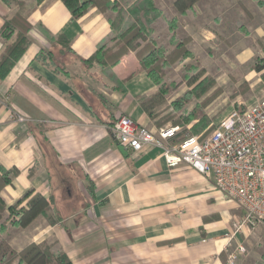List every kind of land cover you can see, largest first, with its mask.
<instances>
[{
  "label": "crops",
  "instance_id": "0c3cea01",
  "mask_svg": "<svg viewBox=\"0 0 264 264\" xmlns=\"http://www.w3.org/2000/svg\"><path fill=\"white\" fill-rule=\"evenodd\" d=\"M153 2L161 11L151 25L160 45L173 32L190 37L191 50L207 60L224 53L221 65L250 66L262 56L264 0H200L184 14L174 0ZM18 11L0 0V56L16 35L3 38V26ZM28 22L29 46L0 79V171H17L1 198L10 207L40 194L52 222L41 214L27 228L8 223L0 239L17 251L56 243L73 264H227L239 245L248 253L241 264L257 263L264 224L246 223L212 173L171 167L154 146L128 156L119 150L111 127L120 117L156 134L161 128L141 106L157 87L139 69L138 51L106 72L87 62L114 44L107 16L92 8L74 19L62 0H44Z\"/></svg>",
  "mask_w": 264,
  "mask_h": 264
},
{
  "label": "trees",
  "instance_id": "16d2710c",
  "mask_svg": "<svg viewBox=\"0 0 264 264\" xmlns=\"http://www.w3.org/2000/svg\"><path fill=\"white\" fill-rule=\"evenodd\" d=\"M43 1L44 0H32L28 3L27 0H6L8 4L17 6L19 11L13 18L7 20L3 26V38L9 40L14 33H16V35L14 41L7 45L6 50L0 56V79L9 74L15 63L28 48L29 40L27 39V34L31 30L28 17ZM62 1L70 10L74 19H80L92 8H97L105 16H107L108 9L118 12L116 17L107 16L114 32L111 38L114 44L112 46H101L87 62L98 64L102 71L106 72L108 69L116 66L129 52L138 51L137 55L140 59L139 69L145 72L151 81L158 86V91L155 94L141 100L142 108L152 119L158 118L162 114L161 112L164 108V111H169L163 119H160L156 123L159 127L164 126L168 122L174 127L192 124L190 129L185 128V130H188L189 134H192V132H195V134L201 133L198 135L201 137L207 136L209 131L213 130L214 125L211 121H208L203 110L218 97V88H215V90L209 94L213 87L210 80L203 81L196 85L191 91L186 92L183 96L171 103L167 101V96L172 91L171 86H173V83L168 84L166 82L167 74L165 68L167 66H173L179 60L189 56L186 47V45L191 42L189 37L173 39L174 45L173 49L170 51H167L163 47L156 49L151 45L150 48H148L149 45H145L144 50H141L138 42L144 41L146 42L145 44H147L148 36L153 33V29L149 28V21L141 18L140 11L137 10L138 8L130 12L126 11L125 14H120L122 8H125L128 0ZM199 1L200 0H174V6L180 14H184L188 10H191ZM141 5L145 8L144 16H155L154 20L156 17L159 18L161 11L154 5L152 0H142ZM128 14L130 16V18H128V21H130L128 28L124 30L122 28L120 32L116 33V31L120 29L117 23L120 24L123 18H126ZM172 23L174 22H170V24ZM67 48L69 49V43H67ZM261 49L262 56L254 58L252 69L260 73L264 78V38L261 42ZM190 84L193 85L195 83L190 82ZM196 100H200L199 106L201 107L198 108L199 106L196 105L194 109L186 114L185 106L189 103H195ZM198 119L199 121L195 122ZM191 121L192 123H190ZM183 134L182 131L177 133L173 142L175 143L177 140L182 141L187 136H193ZM16 174L17 171L14 170L9 171L1 169L0 171V233L5 231L8 223L16 227L27 228L33 220L41 214L46 215L48 221L52 222L49 216L48 202L40 194L29 192L13 206L8 207L5 204L1 198V193L6 186L13 182ZM25 201L26 206H23ZM55 246L56 243H31L22 250L17 251L6 239H0V264H73L67 254L62 249H55Z\"/></svg>",
  "mask_w": 264,
  "mask_h": 264
},
{
  "label": "built area",
  "instance_id": "2783aa9c",
  "mask_svg": "<svg viewBox=\"0 0 264 264\" xmlns=\"http://www.w3.org/2000/svg\"><path fill=\"white\" fill-rule=\"evenodd\" d=\"M18 120L25 122L23 117ZM179 132L180 127H170L156 134L128 116L111 127L113 138L134 154L154 146L162 149L171 167L185 164L201 174L212 173L216 189L236 202L246 223L264 224V99L251 107L234 108L205 137L187 136L174 143ZM246 252L239 245L227 264H240Z\"/></svg>",
  "mask_w": 264,
  "mask_h": 264
},
{
  "label": "rangeland",
  "instance_id": "374dc122",
  "mask_svg": "<svg viewBox=\"0 0 264 264\" xmlns=\"http://www.w3.org/2000/svg\"><path fill=\"white\" fill-rule=\"evenodd\" d=\"M153 1V0H152ZM142 0H128L126 3L125 8H122V11L120 14H125L126 11L130 12L134 10L135 8L140 11V16L143 20L149 21V28L152 29L151 25L155 26L156 21H158V17L155 18V16L149 15L147 18H144V13H145V8L141 5ZM155 5V3H154ZM124 9V11H123ZM174 9L177 10L174 6ZM117 11L113 10H107V16L109 17H116ZM161 16V14H160ZM159 16V17H160ZM130 18L129 14L126 16V18H123V21L120 22V24L117 23V26L120 28L118 29L120 32L123 28L127 29L130 21H128ZM175 24V23H174ZM121 26V27H120ZM174 27L176 26L173 25ZM173 30V29H172ZM173 32H171V36L165 37L164 40L161 42L164 43V45H160L158 42L153 37V33L149 34L148 36V43L145 44L146 42L144 41H139L138 43L140 44V49L144 50V46H148L150 48V45L156 49H160L161 47L165 48L167 51H170L173 49L174 41L173 39H182V38H177L176 35H172ZM174 34V33H173ZM187 38V37H183ZM190 38V37H189ZM190 43L186 45L189 56L186 58L179 60L176 62L173 66H167L165 68V72L167 74L166 77V82L168 84H172L171 86L172 91L168 94L167 96V101L168 103H171L172 101L170 100V96L173 92L177 91V97L174 99L176 100L177 98L183 96L186 92L191 91L196 85L202 83L203 81L210 80L211 84L213 87L211 88V91L209 94L217 89V98L213 100L206 108H204V113L208 118V121H211L213 123V130L209 131L208 134H211L219 125V123L234 109H239L243 106H248L251 107L255 105L259 100L264 99V78L261 75H255V73H252L254 70L252 69L253 62L250 66H237L229 62L228 65H221L220 59L225 57L224 53L220 51H213L216 53L215 58L213 60H207L206 55L203 52V55H201V51L193 52L191 50L190 44L192 43V39L190 38ZM150 43V44H149ZM138 49V50H140ZM147 49V48H146ZM145 53V51H144ZM223 54V55H222ZM199 56V58H198ZM207 61H212L207 62ZM178 66V67H176ZM173 75H178L176 81L177 82H169L168 77H172ZM190 82L195 83L193 85L190 84ZM155 85V84H154ZM156 86V85H155ZM157 91H158V86ZM183 87V91L179 92L180 88ZM156 91V92H157ZM155 92V93H156ZM154 93V94H155ZM152 96V95H151ZM173 100V101H174ZM200 105V100H196L195 103H189L187 106H185V113L187 114L190 112L192 109H194L195 106ZM199 106L198 108H200ZM165 110V108H164ZM162 110V114L152 120H156V123L160 120L163 119L167 114L168 110L164 111ZM181 113V112H179ZM178 113V117H179ZM184 115V114H181ZM200 119V118H199ZM196 120L195 122L199 121ZM193 121V120H192ZM192 121L190 123H192ZM194 122V123H195ZM186 124V123H185ZM157 125V124H156ZM192 127V124H186V125H180V132L184 133L183 135L189 134L188 130H185V128H188V126ZM158 126V125H157ZM174 127L170 122L165 124L161 129L165 128H170ZM190 127V128H191ZM201 133L195 134V132H192V134L189 135H194L198 136ZM180 140L175 141V143H178ZM256 251H258V247L256 248ZM245 256L248 255V253L244 254ZM242 255L240 257V264L243 261L242 259L245 257ZM256 259V258H255ZM250 261V260H249ZM252 261H257L255 264H264V254L262 257L257 254V259L252 260ZM247 264H251L247 263Z\"/></svg>",
  "mask_w": 264,
  "mask_h": 264
},
{
  "label": "water",
  "instance_id": "95a60500",
  "mask_svg": "<svg viewBox=\"0 0 264 264\" xmlns=\"http://www.w3.org/2000/svg\"><path fill=\"white\" fill-rule=\"evenodd\" d=\"M119 150L121 151L123 155L128 156V152L124 147L120 146Z\"/></svg>",
  "mask_w": 264,
  "mask_h": 264
}]
</instances>
